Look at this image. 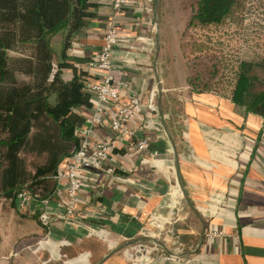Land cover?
<instances>
[{
	"label": "crops",
	"instance_id": "0c3cea01",
	"mask_svg": "<svg viewBox=\"0 0 264 264\" xmlns=\"http://www.w3.org/2000/svg\"><path fill=\"white\" fill-rule=\"evenodd\" d=\"M17 1L0 0V106L9 104L18 86L27 85L36 94L56 61L62 78L78 76L84 86L83 103L73 110L80 116V141L95 111L96 98L88 87L96 75L88 64L103 44L110 0H89L92 14L81 30L73 31L78 28L72 24L47 45L29 41L31 28ZM126 1L115 76L146 104L157 65L164 118L143 107L132 120L138 137L150 141L140 154L111 130L116 107L105 104L104 120L92 134L110 141L124 175H82L73 224L63 219L60 198L51 202L53 224L47 229L34 204L21 208L17 195L0 187V264H264V117L216 92L192 91L180 71L176 79L174 72L165 74L161 51L157 58L159 0L138 7ZM154 25L155 44L150 36ZM50 92L55 103L57 96ZM126 96L122 90L121 97ZM52 183L39 191L48 195L55 177ZM217 231L225 235L209 236ZM172 254L176 258H167Z\"/></svg>",
	"mask_w": 264,
	"mask_h": 264
},
{
	"label": "trees",
	"instance_id": "16d2710c",
	"mask_svg": "<svg viewBox=\"0 0 264 264\" xmlns=\"http://www.w3.org/2000/svg\"><path fill=\"white\" fill-rule=\"evenodd\" d=\"M248 2L170 0L176 26L184 27L182 47L190 66L191 90L216 92L264 117V53L257 60L240 56ZM17 6L30 25L29 41L46 45L72 24L78 28L73 31L79 32L92 14L87 10L89 0H18ZM231 29L233 33L224 39ZM60 73L48 82V72L45 82L35 87L36 94L27 85L18 86L9 104L1 103L0 187L4 192L17 194L27 188L41 197L51 196L56 185L48 195L39 191L40 186H53L55 175L79 144L80 116L73 110L83 103L84 86L78 76L65 80ZM50 91L57 96L55 103L50 101Z\"/></svg>",
	"mask_w": 264,
	"mask_h": 264
},
{
	"label": "built area",
	"instance_id": "2783aa9c",
	"mask_svg": "<svg viewBox=\"0 0 264 264\" xmlns=\"http://www.w3.org/2000/svg\"><path fill=\"white\" fill-rule=\"evenodd\" d=\"M145 1L154 0H132L134 7L145 4ZM111 17L110 22L103 35V44L99 52L92 57L88 66L95 73V82L88 87L96 98V106L93 116L86 119V127L82 131L79 144L73 149L65 171H60L55 175L56 186L51 196L41 197L34 194L27 188L21 189L16 195L21 208H28L34 204L38 208V219L44 228H51L53 224L50 205L54 198H60L66 222L74 223V219L79 212V193L84 189L82 175H90L97 172L100 175H111L121 178V167L118 159L113 152L110 141L97 139L93 134L96 126L100 125L104 120L105 104L109 103L116 107L115 114L110 121V128L113 130L118 139L124 145H132L137 153H142L150 146L148 138H139L138 130L133 125L132 120L143 111V107L151 115L155 116L159 113L157 104L158 89L156 83L151 87L147 96V103L139 92L133 90L128 82L118 80L115 76V50L122 38V26L119 21L121 15L127 9L126 0H110ZM152 12V7H149ZM141 17L136 19V27L140 25ZM155 25L151 29V40L156 43L154 35H156ZM136 30V29H135ZM154 33V34H153ZM60 72V65L54 61L51 63L48 74V82H53ZM127 92L126 97H121V91ZM122 99V100H121ZM131 142V143H130ZM129 179V177H123ZM63 199V201H62ZM36 208V210H37ZM225 234L222 231L211 232L210 237H220ZM176 254L167 256V258H176Z\"/></svg>",
	"mask_w": 264,
	"mask_h": 264
},
{
	"label": "rangeland",
	"instance_id": "374dc122",
	"mask_svg": "<svg viewBox=\"0 0 264 264\" xmlns=\"http://www.w3.org/2000/svg\"><path fill=\"white\" fill-rule=\"evenodd\" d=\"M162 1L165 2L164 0H159L158 6L159 47L162 59L161 66L165 74L168 72H174L175 79L177 71H180L181 76H184L185 80L189 83L190 66L186 60L182 47L184 27L178 28L176 26L170 0H166L164 8L162 7L161 9ZM233 31L234 30L231 29L229 32H225L222 37L227 39ZM242 31L243 37H241L240 40V56L247 60H257L264 53V3L262 4L261 0H249L247 9L243 15Z\"/></svg>",
	"mask_w": 264,
	"mask_h": 264
},
{
	"label": "water",
	"instance_id": "95a60500",
	"mask_svg": "<svg viewBox=\"0 0 264 264\" xmlns=\"http://www.w3.org/2000/svg\"><path fill=\"white\" fill-rule=\"evenodd\" d=\"M156 30V29H155ZM157 30H156V35H157ZM158 51V53H157V58L159 57V52H160V48H158L157 49ZM156 86H157V89H158V95H159V97L161 96V93H162V87H161V79H160V77H159V70H158V68H157V65H156ZM160 106H159V112H160V116H161V118L163 117L164 118V115H163V111H162V106H161V97H160ZM177 190H180V184H179V182H177ZM177 194L179 195V192H177ZM100 236H103L102 234H100ZM146 247V245L145 244H140V246H139V248H141V249H144Z\"/></svg>",
	"mask_w": 264,
	"mask_h": 264
}]
</instances>
